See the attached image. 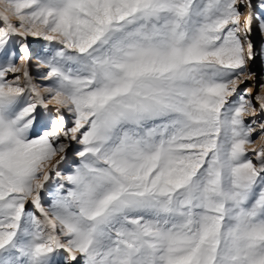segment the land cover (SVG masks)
<instances>
[{"label": "snow or ice", "instance_id": "1", "mask_svg": "<svg viewBox=\"0 0 264 264\" xmlns=\"http://www.w3.org/2000/svg\"><path fill=\"white\" fill-rule=\"evenodd\" d=\"M258 6L0 0V264H264Z\"/></svg>", "mask_w": 264, "mask_h": 264}, {"label": "rangeland", "instance_id": "2", "mask_svg": "<svg viewBox=\"0 0 264 264\" xmlns=\"http://www.w3.org/2000/svg\"><path fill=\"white\" fill-rule=\"evenodd\" d=\"M252 3H253V5H256L254 10L259 14L261 12L260 7L258 6L259 5V0H252ZM18 40H19L18 37H13L12 41H11V43L9 45L10 50L11 49L16 50L17 56L19 55V52H18ZM251 41L254 44V46L257 49H259L261 47V45L264 44V37H262L260 35V33L257 30L254 29V31H253V33L251 35ZM28 42H29V44H30V46H31V48H32L34 53L40 52L45 47V44H46V42H44L43 40L35 39V38H32V37L28 38ZM33 64H35V60L33 61ZM248 68H249L250 71H252V72H254L256 74V78H255L254 81H249L246 84L240 85V88L241 89H243V88H252L253 89V94H255V92L257 90H259V86L261 84H264V60H262L260 57H257V59L255 61L251 62L248 65ZM33 75L34 76L36 75L35 68H33ZM37 82L41 83V84H45L46 83L45 81H41V80H38ZM40 112H41V115H43V109H40ZM250 119H252V118L251 117H246V120H250ZM253 139L258 140V137H257L256 134H254ZM261 144H264V141H258L256 143L255 147L259 148ZM248 152H249L250 158H252L254 160V162H255V158H254V154L252 152V149L249 148ZM72 158L74 159V157H72ZM62 170L67 171V168L65 167ZM44 196H45V200L50 199V196H49L48 193H45ZM64 255H65L64 253H61L60 256L58 257V259H63Z\"/></svg>", "mask_w": 264, "mask_h": 264}, {"label": "bare ground", "instance_id": "3", "mask_svg": "<svg viewBox=\"0 0 264 264\" xmlns=\"http://www.w3.org/2000/svg\"><path fill=\"white\" fill-rule=\"evenodd\" d=\"M254 29H255V27H254ZM51 107V106H50Z\"/></svg>", "mask_w": 264, "mask_h": 264}]
</instances>
